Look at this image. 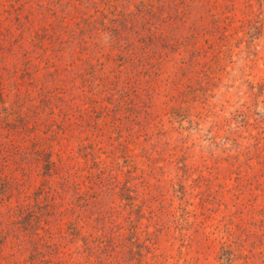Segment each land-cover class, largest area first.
<instances>
[{"label":"rangeland","instance_id":"rangeland-1","mask_svg":"<svg viewBox=\"0 0 264 264\" xmlns=\"http://www.w3.org/2000/svg\"><path fill=\"white\" fill-rule=\"evenodd\" d=\"M0 264H264V0H0Z\"/></svg>","mask_w":264,"mask_h":264}]
</instances>
